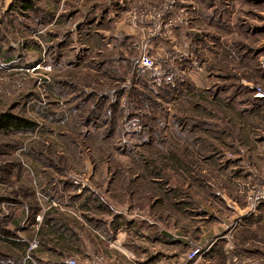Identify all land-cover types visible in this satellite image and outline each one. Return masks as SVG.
Masks as SVG:
<instances>
[{"label": "rangeland", "instance_id": "374dc122", "mask_svg": "<svg viewBox=\"0 0 264 264\" xmlns=\"http://www.w3.org/2000/svg\"><path fill=\"white\" fill-rule=\"evenodd\" d=\"M26 1L0 0V264H264V0Z\"/></svg>", "mask_w": 264, "mask_h": 264}, {"label": "trees", "instance_id": "16d2710c", "mask_svg": "<svg viewBox=\"0 0 264 264\" xmlns=\"http://www.w3.org/2000/svg\"><path fill=\"white\" fill-rule=\"evenodd\" d=\"M18 7L30 12V11H33L34 10V7L31 5V3L29 1H26V0H17L16 2V5L13 6V8H11L13 11L16 10ZM95 33H97V29L94 30ZM90 114L94 113V111H91L89 112ZM23 217L20 218V219H17L14 224L15 225H19L20 222H22L23 220ZM120 217V216H119ZM54 218L53 220L50 222L49 221V225H50V231H49V234L50 233H53V234H58L60 235L62 238L65 236L68 240H71V236H73V232L69 229L70 227L68 225H66L65 223H62V229H58V231L56 230V227H55V223H54ZM53 223V224H51ZM60 233V234H59ZM2 241H6L8 243H10L11 245L13 246H18V247H21L22 248V244H20L19 242L15 241V240H11V239H5L3 238ZM28 245V244H27ZM29 264V263H27ZM59 264V263H58Z\"/></svg>", "mask_w": 264, "mask_h": 264}, {"label": "built area", "instance_id": "2783aa9c", "mask_svg": "<svg viewBox=\"0 0 264 264\" xmlns=\"http://www.w3.org/2000/svg\"><path fill=\"white\" fill-rule=\"evenodd\" d=\"M261 62H262V65L264 66V57L261 58ZM141 64L144 66L150 67L154 64V62L150 56H144L142 58ZM258 96H260V95H258ZM262 96H264V95H262ZM201 252H202L201 248L195 247L187 253V259L188 260H194L198 255L201 254ZM70 264H86V263L82 262L81 260L73 259V260H70Z\"/></svg>", "mask_w": 264, "mask_h": 264}]
</instances>
